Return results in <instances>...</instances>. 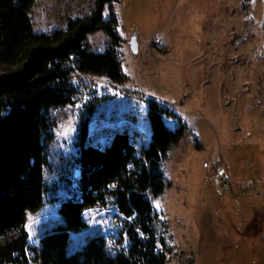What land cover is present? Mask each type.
<instances>
[{
	"label": "rangeland",
	"instance_id": "374dc122",
	"mask_svg": "<svg viewBox=\"0 0 264 264\" xmlns=\"http://www.w3.org/2000/svg\"><path fill=\"white\" fill-rule=\"evenodd\" d=\"M96 1L35 0L28 14L36 32H52L65 29L72 18L91 16ZM113 7L119 34L138 37L140 46L134 54L130 40L123 38L118 48L123 71L136 68L151 39L176 55L155 90L178 116L167 118L168 126L185 129L163 165L169 185L152 199L166 224V264H264V1L120 0ZM110 8L105 5L104 18ZM99 36L88 37L94 47L107 41ZM155 44L145 43L147 49ZM132 81L116 84L95 76L73 81L82 99L49 111L55 122L49 147L54 166L73 152L89 101L95 110L88 143L104 148L116 133L127 132L143 159L151 138L149 105L135 94L150 96ZM79 175L74 170L64 186L56 171L45 169V181L54 190L38 211L27 214L24 227L31 247H38L41 236L58 222L60 200L72 196ZM53 196L57 199L50 201ZM83 215L87 227L72 235V250L96 234L103 235L110 253L128 248L125 218L112 201ZM14 235H3L0 243ZM29 255L31 264H39L33 250Z\"/></svg>",
	"mask_w": 264,
	"mask_h": 264
},
{
	"label": "trees",
	"instance_id": "16d2710c",
	"mask_svg": "<svg viewBox=\"0 0 264 264\" xmlns=\"http://www.w3.org/2000/svg\"><path fill=\"white\" fill-rule=\"evenodd\" d=\"M119 1L97 0L91 16L72 18L65 29L36 32L28 14L35 0H0V238L15 232L0 243V264H31L30 250L39 264H166V224L152 199L168 187L163 165L185 133L182 125L172 129L166 123L167 118L178 119L168 104L135 94L148 102L151 123L142 160L127 132L116 133L104 148L88 143L94 101L85 103L73 152L55 166L49 157L55 139L49 111L82 99L73 81L82 76L116 84L126 80L118 51L120 21L113 7ZM106 4H111L108 19L103 15ZM98 30L109 38L103 52L86 43V36ZM46 168L56 171L64 186L74 170L80 175L72 196L60 200L58 222L41 236L38 247H31L24 227L27 214L38 211L54 190L45 181ZM110 201L125 218L128 248L110 253L103 235L96 234L72 250V235L87 227L84 211Z\"/></svg>",
	"mask_w": 264,
	"mask_h": 264
},
{
	"label": "crops",
	"instance_id": "0c3cea01",
	"mask_svg": "<svg viewBox=\"0 0 264 264\" xmlns=\"http://www.w3.org/2000/svg\"><path fill=\"white\" fill-rule=\"evenodd\" d=\"M104 19H107V18H104ZM101 31L102 30H98L96 32L89 33L86 36V43L88 44L90 50L95 51V52H103L106 49L107 44H108V35L104 36L103 33H101ZM93 33H99L100 34L99 37H106L107 41L104 47H99V46L94 47V44L93 43L91 44L88 37L92 36ZM121 35H122V38H124V40L131 39L127 35L126 37L124 34H121ZM149 42L151 43L155 42L157 44H155V46H153L152 48L147 49V46L145 45V43H149ZM149 42L146 41L144 43L143 51L141 53L142 57L140 58L139 61L135 62L136 65L134 64L136 68L132 69L130 72L124 71L126 74V80L128 81L133 80L132 82L134 83L137 81L138 82L136 83L137 88L147 93L150 97H154L161 101L169 102L168 100L164 99L161 96V94H159L155 90L159 89V87L162 86V82H160V80L158 79V78H162V76L160 75L161 72L162 71L164 72V70L169 69L170 67L169 65L173 63L172 61L173 57H176V55L173 54L171 49L166 48V47H161L160 42H158L157 39H151V41ZM158 49H162V50H158ZM166 67H168V69ZM159 82L161 83L160 85H158Z\"/></svg>",
	"mask_w": 264,
	"mask_h": 264
},
{
	"label": "water",
	"instance_id": "95a60500",
	"mask_svg": "<svg viewBox=\"0 0 264 264\" xmlns=\"http://www.w3.org/2000/svg\"><path fill=\"white\" fill-rule=\"evenodd\" d=\"M130 49L134 54H137L139 52V44L138 39L136 36L131 37L129 41Z\"/></svg>",
	"mask_w": 264,
	"mask_h": 264
}]
</instances>
